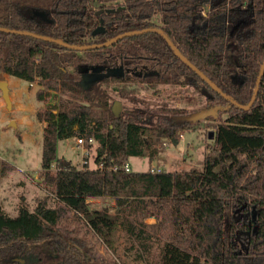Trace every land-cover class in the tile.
Instances as JSON below:
<instances>
[{
  "label": "trees",
  "instance_id": "obj_1",
  "mask_svg": "<svg viewBox=\"0 0 264 264\" xmlns=\"http://www.w3.org/2000/svg\"><path fill=\"white\" fill-rule=\"evenodd\" d=\"M94 1L98 9L121 8L96 15ZM101 17L106 30L93 35ZM0 25L75 44L159 27L242 104L251 100L264 61V0H0ZM79 52L0 30V72L39 83V100L50 90L66 94L36 113L46 122L41 176L57 200L83 215L112 252L125 232L143 264H264V75L255 102L242 109L193 71L156 30L83 51L85 56ZM121 65L118 74L83 81L84 67ZM135 80L203 85L207 105L225 111L214 127L219 151L205 156L202 170L125 171L130 157L147 154L152 160L163 139L176 145L192 127V114L179 107L166 111L181 120L115 116L105 84H121L113 89L123 96L131 92L124 84ZM69 137H83L94 148V167L79 168L58 156V141ZM14 168L0 164V177ZM94 197L114 199L115 211L90 209L87 201ZM37 202L34 210L22 203L16 215L0 207V264H99L89 243L62 229L60 211L46 198ZM151 216L155 223H146Z\"/></svg>",
  "mask_w": 264,
  "mask_h": 264
},
{
  "label": "rangeland",
  "instance_id": "obj_2",
  "mask_svg": "<svg viewBox=\"0 0 264 264\" xmlns=\"http://www.w3.org/2000/svg\"><path fill=\"white\" fill-rule=\"evenodd\" d=\"M98 8V3L94 1L93 9ZM206 10L202 12L205 13ZM79 54L85 56L83 51ZM116 59V61L119 60ZM74 68L75 66L70 67L71 70ZM13 78L19 81L11 83L16 85L13 92L14 96L17 95L19 98L18 101L15 99L13 109L6 107L0 92V164H14L16 167L14 166L13 170L0 177V207L8 214L16 215L22 203L26 204L30 210H34L37 201L46 198L48 205L60 211L59 224L62 229L70 231L71 235L78 236L89 243L94 248L93 254L99 264H112L114 260L143 264L142 259L138 258L136 248L132 245V240L125 232L119 233L115 241L116 252H112L108 245L95 234L83 215L74 214L73 210L57 200L52 189L46 185L41 176L43 128L46 122L43 126L39 124L37 117L30 111L31 98L26 89L27 82L15 76ZM105 85L113 100L121 101V114L134 116L140 121L145 122L150 119L155 121L159 118L181 120L184 117L166 111L169 107L183 108L189 114L205 111L204 116L192 119V127L184 131L178 144L171 143L168 138L163 139L158 155L152 160L147 154L130 157L128 162L132 171H145L151 166H159L165 171L193 168L202 170L205 156L207 154L214 156L218 153L219 147L215 139L209 137V133L211 130L215 131V124L224 121L226 113L221 108L207 105L206 90L203 85L162 82L151 84L135 80L124 84L131 92L123 96L113 89L114 85L122 86L121 84L111 82ZM31 87H35L36 95L40 88L39 83ZM65 96L66 94L62 95L60 92L50 90L37 111L49 104H57ZM42 130L43 133H41ZM76 143L77 137L59 140L57 154L61 158L71 160L75 166L81 168L85 159L82 147H77ZM93 154L94 148L90 150L87 157V164L90 167L95 166ZM87 203L90 209L108 208L112 213L115 211V200L110 197L90 198ZM155 221L154 216L145 219L146 223H155Z\"/></svg>",
  "mask_w": 264,
  "mask_h": 264
},
{
  "label": "water",
  "instance_id": "obj_3",
  "mask_svg": "<svg viewBox=\"0 0 264 264\" xmlns=\"http://www.w3.org/2000/svg\"><path fill=\"white\" fill-rule=\"evenodd\" d=\"M120 8L121 7H119L118 9H116V8H101V9H97L95 11V13H96V15H100L104 12H107V13L114 12L115 10H119ZM38 14H40L43 18L47 19L46 13L39 12ZM0 30L8 32V33H14V34L32 35L36 38L56 42V43L66 47V48L77 50V51H86L89 49H96V48H101L104 46H110V45L118 42L120 39H122L126 36H131V35L141 34V33L147 32V31H155L156 30L163 35V37L166 39V41L168 42L170 47L173 49L174 53L178 57H180L188 66H190L193 69V71H195L203 80H205L214 90L221 93L225 98L229 99L233 104L239 106L242 109H249L253 105V103L255 102V99H256V96H257V93L259 91L260 84L262 81V77L264 75V61H263L261 68H260L258 78H257L256 86L254 88L252 98L249 101V103L242 104V103H239L238 101H236L235 99H233L230 95H228L226 92H224L215 82H213L196 64H194L186 55H184L180 51V49L173 43V41L169 38V36L167 34H165L164 31L162 29H160L159 27H147V28H142V29L130 30V31L120 33V34L116 35L115 37H113L109 40H106L104 42L90 43V44L69 43V42H66L60 38L52 37L49 35L34 33L31 31H28V30L13 29V28L2 26V25H0ZM105 30H106V27L104 25V18L101 17L100 24L97 27H95V29H93L92 34L97 35V34L103 33ZM104 69H106L104 66H92V67L87 66V67L82 68L81 71L84 73L83 74V81L86 82V84H90V83L98 80L102 76H107V75H111V74H118L121 72V70L117 69V68H108V69H106V71H104ZM87 75H90L91 80L86 81ZM0 92L2 93V97L5 101L6 107L8 109H12V99L10 97V88H9L7 81L0 80ZM121 110H122L121 101L120 100H114L112 105H111L112 113L115 116H120ZM204 115H205V111H201L199 113L192 114L190 116V118L195 119V118H199V117L204 116ZM209 137L210 138L215 137V131L214 130L210 131ZM16 259H18V258H16ZM20 260H22V259H20Z\"/></svg>",
  "mask_w": 264,
  "mask_h": 264
},
{
  "label": "crops",
  "instance_id": "obj_4",
  "mask_svg": "<svg viewBox=\"0 0 264 264\" xmlns=\"http://www.w3.org/2000/svg\"><path fill=\"white\" fill-rule=\"evenodd\" d=\"M0 80H5L8 82V85H9V88H10V97L12 99V109L15 107V99H17V101L19 100L18 96H14V88L16 87V85H13L11 83H16V82H19V81H16L17 79L13 78L12 75H9L8 73H5V72H0ZM24 80V79H23ZM13 81V82H12ZM26 81V80H25ZM27 82V86H26V89H27V92H28V95L30 96V111L32 112L33 115H35L36 117V111H37V108L43 104V101L39 100L36 95H35V87H31V86H35L36 81L35 82ZM20 103V102H18ZM39 122V124H45V122H40L39 120H37ZM36 125V124H35ZM43 128V127H42ZM44 129V128H43ZM41 133H43V130L41 131ZM43 137V135H42ZM24 138V137H23ZM14 165V164H13ZM16 167V165H14Z\"/></svg>",
  "mask_w": 264,
  "mask_h": 264
},
{
  "label": "built area",
  "instance_id": "obj_5",
  "mask_svg": "<svg viewBox=\"0 0 264 264\" xmlns=\"http://www.w3.org/2000/svg\"><path fill=\"white\" fill-rule=\"evenodd\" d=\"M88 142H89L90 144H95V140H94L93 138H90V139L88 140ZM76 146H77V147H82V149H83V157H84V159H85V162H84L83 164L87 163L88 160L86 159V156L90 154V149H89V147L87 146V141H86V139L83 138V137H77V143H76ZM93 147H94V146H93ZM91 149H92V148H91ZM124 169H125V171H127V172L132 171L129 162H126V163L124 164ZM149 170H150L151 172H153V173H155V172H160V171H164V169H162V168L159 167V166H157V167L151 166V167L149 168Z\"/></svg>",
  "mask_w": 264,
  "mask_h": 264
},
{
  "label": "flooded vegetation",
  "instance_id": "obj_6",
  "mask_svg": "<svg viewBox=\"0 0 264 264\" xmlns=\"http://www.w3.org/2000/svg\"><path fill=\"white\" fill-rule=\"evenodd\" d=\"M106 69H108L107 67H105ZM112 68H117V69H120L121 70V72L123 71V66L121 65L120 67H112ZM106 69H104V71H106ZM88 74V73H87ZM90 74V73H89ZM88 80H91V78H90V75H87L86 76V81H88ZM84 83H86V82H84Z\"/></svg>",
  "mask_w": 264,
  "mask_h": 264
}]
</instances>
